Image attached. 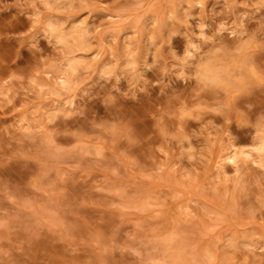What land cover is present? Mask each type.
Returning <instances> with one entry per match:
<instances>
[{"label": "clouds", "instance_id": "obj_1", "mask_svg": "<svg viewBox=\"0 0 264 264\" xmlns=\"http://www.w3.org/2000/svg\"><path fill=\"white\" fill-rule=\"evenodd\" d=\"M0 264H264V0H0Z\"/></svg>", "mask_w": 264, "mask_h": 264}, {"label": "rangeland", "instance_id": "obj_2", "mask_svg": "<svg viewBox=\"0 0 264 264\" xmlns=\"http://www.w3.org/2000/svg\"><path fill=\"white\" fill-rule=\"evenodd\" d=\"M150 180V177L148 178ZM147 182V181H146ZM38 185H33V191L37 190ZM71 191L70 188H57L55 183L48 185L44 191L41 192V196L35 204H32V207L29 212V216L34 222L42 223L48 230L58 231L62 225L69 223L66 218V200L68 192ZM182 190L178 189L175 193L176 199L168 202H164L159 205L150 206L149 224L156 230L159 228L161 222H166L171 224L175 219L176 215L183 214L184 216L189 215L188 208H182ZM31 203L29 197H25ZM86 204L90 207H97L98 201L94 196H89L85 201ZM191 206H189L190 208ZM116 217L118 220L132 219L130 217H125L122 213L117 212ZM126 227V225H122Z\"/></svg>", "mask_w": 264, "mask_h": 264}]
</instances>
